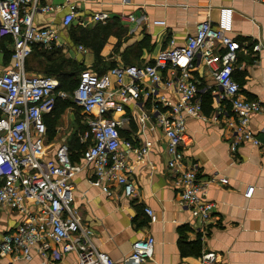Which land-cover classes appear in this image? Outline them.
I'll return each mask as SVG.
<instances>
[{
    "label": "built area",
    "instance_id": "2783aa9c",
    "mask_svg": "<svg viewBox=\"0 0 264 264\" xmlns=\"http://www.w3.org/2000/svg\"><path fill=\"white\" fill-rule=\"evenodd\" d=\"M98 3L101 0H80ZM264 3V0H260ZM67 9V10H66ZM63 14L60 27L55 24L37 26V15ZM77 1L44 4L42 0H0V54L11 51V66L0 64V208L18 214L21 220L2 235L0 254L28 262L37 253L42 264H53L58 255L76 254V264H119L95 245L93 230L85 224L73 207L76 184L81 170L90 167L94 172L91 183L112 197V187H119L127 198L136 196L130 177V157L141 160L150 148L136 141L123 139L121 129L129 120L126 108L140 126L154 121L166 139L167 168L179 192L178 203L186 208L192 221L205 226L216 211V204L208 199L211 184H227V179H203L201 165L186 157L185 150L193 139L187 131V119H205L200 100L198 81L193 72L199 61L211 74L219 89L214 92L218 104L225 101L229 115L222 108L216 112L232 134V151L250 143L261 146L253 136L250 121L262 113L264 105L258 100H247L234 79L238 52L242 49L226 30L211 21L201 22L195 33L181 45L171 43L160 51L151 64L124 66L117 64L104 74L86 69L80 75L73 100L87 117V129L80 137L86 146L83 166L71 160V150L60 145L53 156L46 146L45 117L51 115L58 99L69 94L58 90L54 77L31 74L26 62L34 45L45 50L62 47L61 31L76 24L88 28L106 24L110 15L93 12L81 16ZM122 23L132 25L130 32L146 20L145 15H121ZM261 46L255 45L254 52ZM79 53L87 52L84 46ZM176 95V99L172 96ZM149 102L147 109L143 104ZM132 109V110H133ZM254 187L245 194L251 198ZM145 212L152 221L154 211ZM155 239H139L132 245L125 263L143 264L152 258ZM200 264H219L217 253L206 251Z\"/></svg>",
    "mask_w": 264,
    "mask_h": 264
},
{
    "label": "crops",
    "instance_id": "0c3cea01",
    "mask_svg": "<svg viewBox=\"0 0 264 264\" xmlns=\"http://www.w3.org/2000/svg\"><path fill=\"white\" fill-rule=\"evenodd\" d=\"M75 1L81 16L105 12L111 17L109 21L119 19L121 15L146 17L134 33L130 32L132 25L119 20L127 29V34L121 40L114 36L108 39L98 65L91 50L84 47L87 52L79 53V45L72 48L70 58L82 63L86 69L104 74L115 64H151L160 51L170 47L172 42L183 44L189 35L195 33L198 24L208 20L226 30L241 44L234 79L247 100H258L264 105V3L260 0ZM42 2L62 4L65 0ZM62 18V13L40 14L35 22L40 27L51 23L60 27ZM61 35L62 47H70L72 42L68 30L61 31ZM144 41L148 46L141 45ZM258 44L261 50L254 52L253 47ZM124 55L128 56L130 64L124 62ZM11 62L10 57L6 60L5 52L0 54V64L4 68L11 66ZM195 66L193 74L198 81L206 118L187 119V131L193 142L185 150L186 157L199 162L203 179L224 178L228 183L217 182L208 187L207 197L216 204V211L205 226L206 232L202 233V225L192 221L189 211L178 203L179 192L167 168L168 155L163 133L153 120L140 126L131 115V112L140 111L127 107L126 117L129 120L121 129L123 139L150 148V153L141 160L130 157V177L135 184L136 196L127 198L119 187H112L114 196L106 195L100 187L91 183L94 172L90 167L81 170L74 179V208L93 230V240L98 249L119 264H132L124 260L130 255L133 243L149 236L155 239L154 251L152 258L143 264H200V258L206 251L217 253L219 264H264V111L253 115L250 121L251 133L261 146L244 143L232 151L230 130L221 118L215 119L216 112L222 108L229 115V106L225 101L218 104L215 100L213 93H219V89L209 71L199 61ZM143 105L150 108L149 102ZM77 110V118L73 114L71 117V124L77 126L74 133H66L67 129L64 131L58 122L53 131L47 132L48 156H53L62 144L68 145L71 150L77 139L80 142L87 129V117L80 109ZM53 119H56L55 116L50 117L49 122ZM73 157L75 164L83 166L82 155L77 159L74 153ZM252 187V197L247 198L245 194ZM146 208L154 211L155 221L145 212ZM20 220L18 214L0 208V241L2 235ZM76 262V254L71 253L58 255L53 264ZM0 264H42V258L34 253V258L28 262L0 254Z\"/></svg>",
    "mask_w": 264,
    "mask_h": 264
},
{
    "label": "trees",
    "instance_id": "16d2710c",
    "mask_svg": "<svg viewBox=\"0 0 264 264\" xmlns=\"http://www.w3.org/2000/svg\"><path fill=\"white\" fill-rule=\"evenodd\" d=\"M71 42L72 44L82 45L86 47L87 49L91 50L94 53L95 59H96V65L101 63L102 61V50L104 46L106 45L108 39L111 36L117 37L120 40L127 34V29L121 24L118 18H113L111 21L107 22L106 24H98L92 28H84L79 25H72L68 29ZM142 46H148V43L145 41L141 43ZM138 47L140 46L137 45ZM136 46L130 48V51L135 48ZM62 50L59 47H54L52 50H45L39 45H34L32 49V55L26 62V70L34 74V70H36V66H34V63L37 64V67L43 71V76L47 77H54L59 81V88L58 90L64 91L68 93L69 88L75 84H77L76 88L78 87L80 75L83 71L86 70V68L83 66L82 63L78 62L77 60H74L72 58L66 59L61 58ZM137 51V50H136ZM4 52L7 55L8 58H11V51L8 49H4ZM123 60L126 64H130V60L128 56L124 55ZM117 64L113 65L112 67H115ZM125 66V65H124ZM130 66V65H126ZM111 67V68H112ZM77 73L79 74L78 81L72 80V81H66L68 78L75 76ZM75 88V89H76ZM69 94V93H68ZM73 95V94H72ZM74 106L77 109L81 108L77 106L76 104H69L68 101L63 99H58L56 108L51 115H48L45 117V123L47 125V132H50L51 130L55 128V125L57 123L56 119L51 120V123L49 122V118L55 116V112L58 107L60 106ZM79 111V110H78ZM1 116V112H0ZM85 146L81 145L79 140L77 139L76 144L74 146L72 152L75 153V156L80 154L83 155V152L85 150ZM73 154L71 153V159L72 161H75L74 157L72 158Z\"/></svg>",
    "mask_w": 264,
    "mask_h": 264
},
{
    "label": "rangeland",
    "instance_id": "374dc122",
    "mask_svg": "<svg viewBox=\"0 0 264 264\" xmlns=\"http://www.w3.org/2000/svg\"><path fill=\"white\" fill-rule=\"evenodd\" d=\"M62 38V36H61ZM75 44H72L70 47H59L62 51V55H61V58H66V59H70V50L74 47H76V45L74 46ZM8 60V55H7V59ZM34 66H36V70H34V74H37V75H44L43 74V71L41 69H39L37 67V64L34 63ZM79 74L80 73H77L75 76L73 77H70L68 78L66 81H72V80H76L78 81V77H79ZM72 79V80H71ZM77 84L73 85L72 88L70 87L69 90H68V93H69V97L66 99V101H68L69 104L73 103V104H76L73 100V97H72V94L76 88ZM77 108L74 107V106H60L57 108L56 112H55V118L58 122V124H61L63 130L65 131V129H67L65 132L66 133H74L76 131V128L77 126H75V124H71L73 123L72 120H71V117H72V114L76 117L77 116ZM73 117V118H75ZM77 118V117H76ZM73 135V134H72ZM79 159L80 157V154L77 155ZM74 207V206H73Z\"/></svg>",
    "mask_w": 264,
    "mask_h": 264
}]
</instances>
